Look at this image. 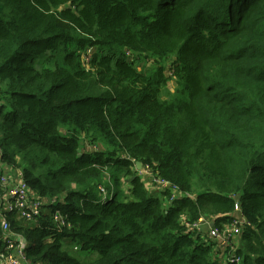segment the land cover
Wrapping results in <instances>:
<instances>
[{
	"label": "trees",
	"instance_id": "1",
	"mask_svg": "<svg viewBox=\"0 0 264 264\" xmlns=\"http://www.w3.org/2000/svg\"><path fill=\"white\" fill-rule=\"evenodd\" d=\"M2 217L33 264H264V0H0Z\"/></svg>",
	"mask_w": 264,
	"mask_h": 264
},
{
	"label": "built area",
	"instance_id": "2",
	"mask_svg": "<svg viewBox=\"0 0 264 264\" xmlns=\"http://www.w3.org/2000/svg\"><path fill=\"white\" fill-rule=\"evenodd\" d=\"M1 175V183L6 189L2 202L5 212H16L19 214V219L24 220H32L36 215L41 213V206L46 200L41 199L40 196L34 195L24 177L22 168L9 169ZM154 180L162 187L167 185L166 182L157 179L156 177H154ZM236 209L237 211L240 210V206L237 203ZM240 218L237 217L233 223L225 226L223 230H219L215 226L210 227L209 236L213 239H217L222 244H226V241L233 235L232 233H239V225L243 224V220ZM55 219L57 222H62V219L57 215ZM204 222L206 223L207 221L201 219L194 227H199V225ZM207 223H209V221ZM1 225L5 233V242L8 245V249H11V252H0V262H11L12 264H33L24 253V240L21 241L20 236L15 235L11 230H9V223L5 217L1 218ZM223 237H226L227 239L224 242L221 240ZM17 241H20L18 245L16 244ZM237 261L240 262L241 259L237 258Z\"/></svg>",
	"mask_w": 264,
	"mask_h": 264
},
{
	"label": "rangeland",
	"instance_id": "3",
	"mask_svg": "<svg viewBox=\"0 0 264 264\" xmlns=\"http://www.w3.org/2000/svg\"><path fill=\"white\" fill-rule=\"evenodd\" d=\"M92 51L93 50H90V53H92ZM135 56V55H134ZM134 56H132L131 55V57H132V59L134 60V61H136V64H137V66H138V68H140V69H142V67L144 66V64L146 63V61L144 60V59H137V58H135ZM172 84H173V87H175L176 86V81L174 80V79H172ZM163 93H165V89H163ZM136 170H137V172L140 174V175H142L143 177H145L146 179H148L149 181H151V182H153L154 183V185H156L155 183V180H154V175L149 171V168L148 167H146V166H141V168H137V166H136ZM210 223H212V222H209L208 223V229L210 230V227H212V224H210ZM201 227V225H199V227H197L198 229ZM233 235L231 236V237H235V236H237V234L236 233H232ZM230 237V236H229ZM221 240L224 242L225 240H227L226 239V237H223V238H221ZM220 240V241H221ZM81 256L82 257H84L85 256V254H81ZM2 264H12L11 262H8V263H3L2 262Z\"/></svg>",
	"mask_w": 264,
	"mask_h": 264
},
{
	"label": "crops",
	"instance_id": "4",
	"mask_svg": "<svg viewBox=\"0 0 264 264\" xmlns=\"http://www.w3.org/2000/svg\"><path fill=\"white\" fill-rule=\"evenodd\" d=\"M7 171H8V170H7ZM7 171H6V172H7ZM210 224H212V223H210ZM200 228L203 229V231H204V230H206V231L209 230V229H208V223H207V222H206V223H205V222L202 223ZM0 264H2V262H0Z\"/></svg>",
	"mask_w": 264,
	"mask_h": 264
},
{
	"label": "water",
	"instance_id": "5",
	"mask_svg": "<svg viewBox=\"0 0 264 264\" xmlns=\"http://www.w3.org/2000/svg\"><path fill=\"white\" fill-rule=\"evenodd\" d=\"M142 163L141 162H137V168H141Z\"/></svg>",
	"mask_w": 264,
	"mask_h": 264
}]
</instances>
